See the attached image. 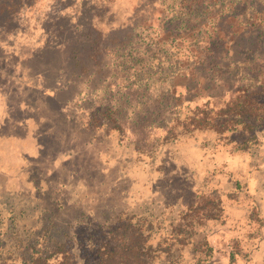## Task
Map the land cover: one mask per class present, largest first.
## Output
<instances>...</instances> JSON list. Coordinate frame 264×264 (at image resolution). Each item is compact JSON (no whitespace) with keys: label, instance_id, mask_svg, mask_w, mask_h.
<instances>
[{"label":"trees","instance_id":"1","mask_svg":"<svg viewBox=\"0 0 264 264\" xmlns=\"http://www.w3.org/2000/svg\"><path fill=\"white\" fill-rule=\"evenodd\" d=\"M70 1L52 0L39 18L38 37L16 51L5 33L14 31L19 10L33 1L0 0V25L4 28L0 33L2 182L21 170L33 176L35 168L29 170L24 163L34 161L42 169L40 165L48 159L52 146L57 150L43 174L61 171L62 161L86 159L93 152L95 164L102 158L112 159V164H133L134 153L116 158L119 152H111L121 145L119 135L125 133L118 108L107 105L82 113L77 101L42 95L41 91L53 89L66 76L69 88L73 78L91 80L93 76L113 77L115 86L120 85L118 80L125 85L131 73L150 68L159 49L170 58L173 54L178 58L184 48L193 47L197 50H190V63L181 66L176 58L175 73L163 79L168 80L167 107L171 108L162 129L163 142L176 145L183 134L197 133V145L194 140L190 144L197 150V176L204 171L206 179L215 177L214 168L225 164L226 173L232 171V186L224 192L197 187V202L179 212L180 222L169 220V230L161 235L162 223L151 215L114 208L98 215L81 210L69 221L62 219L64 225L59 226L54 221L60 217L57 212L66 209L64 203L53 202L50 211L45 199L52 188L58 192L62 185L53 183L44 192L38 183L42 175L35 176L36 193L27 200L32 204L35 198L31 206L35 228L24 224L15 228L16 219L11 215L0 218V264H180L182 257L189 264H264V220L256 218L255 208H249L245 226L250 230L241 236L242 227L237 223L246 210L234 204L225 207L222 202L223 198L236 199L241 192L250 193L249 183L253 185L254 180L247 171L264 169V158L262 165L256 159L264 149V0H138L154 12H134L122 19L105 7L111 0H100L103 5L80 0L73 10L72 4L65 3ZM95 8L102 11L94 13ZM105 14L110 18L101 25ZM140 16L146 26L139 25ZM180 79L185 83L176 85ZM193 87L198 91L194 96L203 91L205 99L190 110L189 103L194 100L182 101V97ZM220 88L228 101L214 108L210 101ZM71 105L79 107L87 119L70 116L67 109ZM141 154L139 151L136 159ZM73 166L78 171L70 178L76 181L84 172L88 174L92 165L75 162ZM25 183L30 185L33 180L25 179ZM3 188L0 184V191ZM219 222L222 227L228 225L226 229L222 233L211 231L210 225ZM258 229H263V234L253 236ZM18 231L23 232V240H19ZM156 235L161 239L153 243ZM251 240L257 241L252 247L248 244Z\"/></svg>","mask_w":264,"mask_h":264},{"label":"rangeland","instance_id":"2","mask_svg":"<svg viewBox=\"0 0 264 264\" xmlns=\"http://www.w3.org/2000/svg\"><path fill=\"white\" fill-rule=\"evenodd\" d=\"M32 1L31 6L27 5L19 10V21L14 31L5 33L6 40L15 45L16 51L24 46H30L33 40L38 37L39 18L44 14L46 8L50 6L52 0ZM74 1L75 4H73L72 0L65 2L66 4H72L71 10L80 2V0ZM92 2L97 5H103L100 0H90L88 4ZM147 2L150 1L148 0ZM26 4L30 3L26 2ZM105 7L109 8L116 18L119 17L120 19L126 16H133L134 12L147 11L150 14L154 12L146 6V3L143 5L138 0H111L108 6ZM101 11L95 8L94 13H100ZM108 18L110 16L105 14L101 25H104L108 21ZM138 22L140 26H146V21L142 16L138 18ZM152 25L156 27L157 23L154 22ZM3 29L0 25V33ZM209 32L208 30L205 35H208ZM190 50H197V48L191 47ZM190 50L184 48L180 52L182 55L180 54L178 58L175 54L170 58L168 54L163 53L162 48L159 49L156 57L150 63V68L147 70L143 68V71L137 70V74L131 73L129 82L127 80L125 85H122L124 82L118 80L117 82L120 84L118 87L114 85L115 79L113 77L112 79L105 80L103 77L93 76L91 80L85 77L79 79L73 78L74 82L69 88L67 86L69 84L67 83L69 76H66L61 78L53 89L41 91L42 95L63 96L64 98L71 99V101L73 100V102L77 101L83 109L82 113L92 108H103L107 105L118 108L120 110L118 114L119 124L123 126L125 133L119 135V140L122 141L121 145L119 143V146L115 147L116 150L113 149L111 152H119L116 158H120L122 155L129 157L134 153L135 162L133 164H119L118 162L112 164V159H104V161L102 158L101 163L95 164L96 152H93L86 159L80 160V158H75L74 161L78 165H92L90 171L88 169L89 175L84 172L76 180V183V181H71L70 178L72 172L77 170L73 166L75 163L73 161L64 160L62 161L64 163L63 170H55L50 172V174H43L50 164L55 150H57L56 147H49V157L45 160V163L43 165L36 163L42 169L39 166H35L34 161L24 163L26 164L25 167L29 170H31V167L35 168L33 176L30 177L21 170L10 179L5 177L7 179L6 183L0 179L2 188L6 185L3 188L5 191L3 189L0 191V218L6 219L8 215H11L16 219L13 222L15 228L17 225L21 228L23 224L27 225V227L35 228V211L31 207L35 205V198L32 204H28L27 200L29 196H35V176L41 175L42 181L38 183L42 185L44 192L53 183L62 185L61 189H58V192L55 191V188H52L45 199L47 202L45 206L50 211H53L51 206L53 202L60 200L64 203L66 209L57 212L60 217H56L58 220L54 221L62 227L64 225L62 224V219L69 221L81 210L84 214L95 213L98 215L107 211L108 208H114L117 211L126 210L136 215H151L153 219L162 223V230L160 231L162 235L169 230L167 228L169 220L176 219L175 224L180 222L178 221L180 219L178 216L179 212L186 210L185 206L188 204H195L197 202V198L194 196V192H197V187L205 191H209L210 188H220L222 192L228 191L232 186L230 183L232 182L230 180L232 171L226 173L228 169L224 167L225 164H222V166L217 165L214 168V172L217 174L215 177L212 176L206 179L204 171H200L197 176V150L190 148V144H194V141H196L195 146L197 145V133L183 134L176 145H172L170 142H163L165 134L162 132V129L165 126L164 121L169 118L171 110L170 107H167L169 98L167 96L168 80L163 79L164 76H172L175 73L176 68L174 63H176V58L181 66L186 62L190 63L192 60ZM187 55L189 56L188 58L186 57ZM159 61L160 64H158ZM123 75L125 76V74ZM107 76H109V73L106 74ZM184 83L181 79L175 82L176 85ZM127 84L132 85V88L126 87ZM179 91H182V89H179ZM222 91V88L218 91L216 90L215 99L210 101L212 107L219 108L228 101V95L220 93ZM202 92H199L202 95L194 96L198 94V91L196 87H193L191 91L182 97V101L188 98L194 100L189 103L188 109L194 110L197 104L199 106L203 104L201 102L205 99V92ZM74 96L77 97L73 98ZM78 109L79 107L71 105L67 109V112L74 118L87 119V116L80 114ZM58 147L60 146L58 145ZM60 148L64 149L66 146L61 145ZM104 148L105 145L102 146V149ZM188 149L192 151H188ZM139 151L142 154L136 159ZM260 154L256 159L259 165H262L264 149L260 151ZM104 164L109 166L105 167ZM252 170L253 168L247 171L249 177H252L254 180L253 185L249 183L247 191L250 193L246 194L240 191L241 193L238 194L236 199L223 198L222 200V202L226 203L225 207L229 204L232 207V204H234V206H243V211L246 210L245 216L241 217V222L237 223L242 227V230L239 232L241 236L250 230L245 226L248 221L249 208L253 210L255 208L254 214L256 218L264 220V169L257 167L256 170ZM220 172L225 175L222 177ZM235 172L233 171V178H235ZM25 179L27 181L28 179H32L33 183L27 185ZM208 180L209 183L205 186L204 184ZM223 187L225 188L223 189ZM251 187L252 191L250 190ZM6 188L9 190H6ZM33 192L35 193L33 194ZM73 192H76L78 196L73 194ZM72 206L80 207L70 208ZM186 221L189 222L188 219ZM226 227H222L220 222L218 224L212 223L210 230L215 233H222ZM18 232L19 240H23L20 238L23 232ZM259 233L263 234V229L255 231L253 236ZM157 239H161L159 235L154 236L153 243ZM193 239L197 246V236ZM256 242L251 240L248 244L252 247ZM178 263L189 264L188 259L183 257Z\"/></svg>","mask_w":264,"mask_h":264}]
</instances>
